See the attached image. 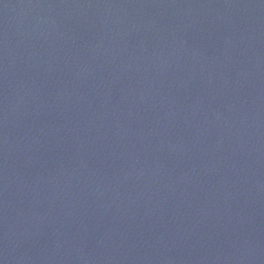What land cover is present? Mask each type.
<instances>
[{
  "label": "water",
  "instance_id": "95a60500",
  "mask_svg": "<svg viewBox=\"0 0 264 264\" xmlns=\"http://www.w3.org/2000/svg\"><path fill=\"white\" fill-rule=\"evenodd\" d=\"M0 264H264V0H0Z\"/></svg>",
  "mask_w": 264,
  "mask_h": 264
}]
</instances>
